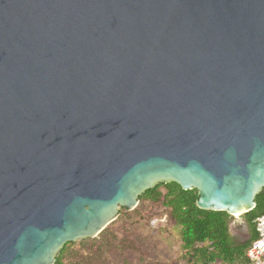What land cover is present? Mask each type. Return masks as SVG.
<instances>
[{
	"label": "water",
	"instance_id": "water-1",
	"mask_svg": "<svg viewBox=\"0 0 264 264\" xmlns=\"http://www.w3.org/2000/svg\"><path fill=\"white\" fill-rule=\"evenodd\" d=\"M169 181L255 206L264 0H0V264H54Z\"/></svg>",
	"mask_w": 264,
	"mask_h": 264
},
{
	"label": "trees",
	"instance_id": "trees-1",
	"mask_svg": "<svg viewBox=\"0 0 264 264\" xmlns=\"http://www.w3.org/2000/svg\"><path fill=\"white\" fill-rule=\"evenodd\" d=\"M197 197L195 188L183 189L175 181L157 182L139 195V199L161 204L168 219L180 227L186 264H209L216 261L224 264H255L247 258L246 250L257 238L255 218L264 214V188L255 195V206L241 214L250 235L242 243L231 235L229 225L233 216L225 210L199 208L196 205ZM106 228L98 233L100 239L96 236L80 239L76 250L73 249L74 241L65 242L54 264H63L65 259L71 264H92L95 259L93 253H86L85 249L93 250L94 253L96 249L99 250L107 242ZM79 248L83 250L81 253Z\"/></svg>",
	"mask_w": 264,
	"mask_h": 264
},
{
	"label": "rangeland",
	"instance_id": "rangeland-1",
	"mask_svg": "<svg viewBox=\"0 0 264 264\" xmlns=\"http://www.w3.org/2000/svg\"><path fill=\"white\" fill-rule=\"evenodd\" d=\"M120 208L117 217L106 226L107 242L95 253L85 249L86 253H93L92 264H186L180 227L168 219L161 204L138 199L133 209ZM239 220L241 214L234 213V222ZM96 237L100 239L98 234ZM74 242L76 250L79 240ZM63 264L71 262L65 259Z\"/></svg>",
	"mask_w": 264,
	"mask_h": 264
},
{
	"label": "built area",
	"instance_id": "built-area-1",
	"mask_svg": "<svg viewBox=\"0 0 264 264\" xmlns=\"http://www.w3.org/2000/svg\"><path fill=\"white\" fill-rule=\"evenodd\" d=\"M255 229L257 238L246 250V256L255 264H264V214L255 218Z\"/></svg>",
	"mask_w": 264,
	"mask_h": 264
},
{
	"label": "flooded vegetation",
	"instance_id": "flooded-vegetation-1",
	"mask_svg": "<svg viewBox=\"0 0 264 264\" xmlns=\"http://www.w3.org/2000/svg\"><path fill=\"white\" fill-rule=\"evenodd\" d=\"M231 215H232V214H231ZM232 216H233V218H232V220H231V222H230V225H229L231 235H232L233 238L235 237V238L238 240V242H241V243H242V242H245L246 240H248V238H249V236H250V235H249L248 228H247V234H246L245 236L240 235V233H238L237 230L234 229V225H236V224H238L239 222L244 221V220L241 219V220H239V221L234 222V214H233Z\"/></svg>",
	"mask_w": 264,
	"mask_h": 264
}]
</instances>
